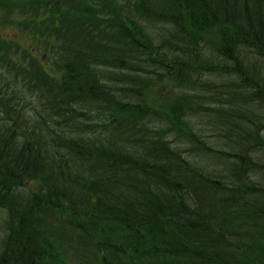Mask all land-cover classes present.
Wrapping results in <instances>:
<instances>
[{
    "label": "trees",
    "instance_id": "obj_1",
    "mask_svg": "<svg viewBox=\"0 0 264 264\" xmlns=\"http://www.w3.org/2000/svg\"><path fill=\"white\" fill-rule=\"evenodd\" d=\"M0 210V264H264V0H0Z\"/></svg>",
    "mask_w": 264,
    "mask_h": 264
},
{
    "label": "rangeland",
    "instance_id": "obj_2",
    "mask_svg": "<svg viewBox=\"0 0 264 264\" xmlns=\"http://www.w3.org/2000/svg\"><path fill=\"white\" fill-rule=\"evenodd\" d=\"M2 33L8 37L13 38L24 44L27 47H33V44L29 38L21 36L20 33L12 27L5 26L1 28ZM204 38L212 44H218L221 41L219 29H213L205 32ZM161 99L157 101L164 102L168 105V101L173 99V94L169 88H154L151 94ZM199 182L190 181V189L194 194L198 196L205 197L206 194L202 187L199 188ZM41 185L34 183L31 185L33 191L37 190ZM210 194V193H209ZM5 218V212L0 210V227L3 224ZM65 219H56L54 217H48L45 221V226L48 228H53V231L49 237L50 244L52 248H57L60 251V260L64 261V264H90L88 260L89 254L91 252V246L87 244L86 240H82L77 237V235L66 227Z\"/></svg>",
    "mask_w": 264,
    "mask_h": 264
}]
</instances>
